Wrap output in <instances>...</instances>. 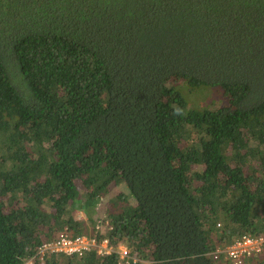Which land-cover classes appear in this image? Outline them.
Returning a JSON list of instances; mask_svg holds the SVG:
<instances>
[{
	"label": "trees",
	"instance_id": "trees-1",
	"mask_svg": "<svg viewBox=\"0 0 264 264\" xmlns=\"http://www.w3.org/2000/svg\"><path fill=\"white\" fill-rule=\"evenodd\" d=\"M64 231L129 264L264 233V0H0V264Z\"/></svg>",
	"mask_w": 264,
	"mask_h": 264
},
{
	"label": "built area",
	"instance_id": "built-area-1",
	"mask_svg": "<svg viewBox=\"0 0 264 264\" xmlns=\"http://www.w3.org/2000/svg\"><path fill=\"white\" fill-rule=\"evenodd\" d=\"M97 228L100 231V228ZM92 251H95L100 257L117 255L119 264H129L133 258L127 244L114 245L108 238L99 240L96 235H73L64 231L56 240L43 243L28 264H35L38 260L40 261L39 264H45L46 258L55 254L81 258ZM222 252H224L223 256L229 264H262L259 260L264 256V233L259 236L242 237L225 250H218L215 259H218Z\"/></svg>",
	"mask_w": 264,
	"mask_h": 264
},
{
	"label": "rangeland",
	"instance_id": "rangeland-1",
	"mask_svg": "<svg viewBox=\"0 0 264 264\" xmlns=\"http://www.w3.org/2000/svg\"><path fill=\"white\" fill-rule=\"evenodd\" d=\"M212 95V98L214 99V100H216V101H218V105L217 106H225V105H227V99L220 93V94H217V93H215V92H213V94H211ZM191 96H194V95H190V94H188V98L190 99L191 98ZM203 103V101L201 100V98H199V101L197 102V103ZM108 200V198L105 200V202ZM104 202V203H105ZM76 217L79 219V220H86V215L84 214V213H79V212H77L76 213ZM105 217V216H104ZM98 226L97 227H99L100 228V231L102 232V233H105V231H106V229L107 228H103L104 226L102 225V223H98L97 224ZM97 230H98V228H97ZM99 231V230H98ZM144 264H146V263H144Z\"/></svg>",
	"mask_w": 264,
	"mask_h": 264
}]
</instances>
